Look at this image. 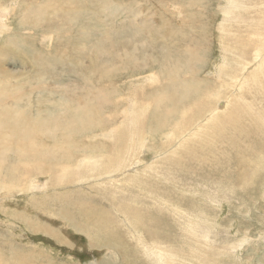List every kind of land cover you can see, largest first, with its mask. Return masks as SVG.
<instances>
[{
    "label": "rangeland",
    "instance_id": "1",
    "mask_svg": "<svg viewBox=\"0 0 264 264\" xmlns=\"http://www.w3.org/2000/svg\"><path fill=\"white\" fill-rule=\"evenodd\" d=\"M193 58L195 78L181 70ZM193 79L203 96L182 104L178 128L151 135L131 124L134 105L147 106L136 108L139 124L157 92ZM1 83L2 120L9 107L56 123L37 138L49 170L12 154L0 164V264H160L146 249L154 243L166 264H264V0H0ZM99 90L114 93L109 104L123 96L117 134L76 137L61 120L86 119ZM130 130L146 148L117 179L97 177ZM89 142L109 153L56 164L66 145ZM12 167L27 172L22 190Z\"/></svg>",
    "mask_w": 264,
    "mask_h": 264
},
{
    "label": "bare ground",
    "instance_id": "2",
    "mask_svg": "<svg viewBox=\"0 0 264 264\" xmlns=\"http://www.w3.org/2000/svg\"><path fill=\"white\" fill-rule=\"evenodd\" d=\"M196 62H197V60H195L193 58V60H190V62H189V64H191V63L193 64L192 65L193 67L191 66V68H189L188 63H187L188 65L186 67L183 66L181 68L183 74L184 75L190 74V77L192 76L194 78L197 77V75H198L197 71L194 70V63H196ZM36 68H37L38 73L43 71V68H40V67H36ZM36 75H37V73H36ZM13 79L17 80L16 78H13ZM156 80H159V79H157V77H156ZM149 82L154 84L153 83L154 79L150 78ZM2 83L0 84L1 87L7 88V89L9 88L6 84H4V86H2ZM169 85H176V84L169 83L163 90H161L159 92L160 94L157 92L158 95L155 98H153L152 100L149 98L150 100H148V103L150 104V106H151V104H155L156 109L152 110V113L146 119H144L145 117L144 118L141 117L142 121H140L139 124L135 123V122H138V121H135V119H137L138 115H140V114H138L139 113L138 109L141 110V108H146L147 106L142 100L141 104H139L138 106L134 105L131 108L133 110V112L130 114V116H132V117H130L131 124L134 123V126H136L137 129L139 128L140 125H142L144 127V130L146 129L151 135L162 132L163 130H166L168 128H172V127H175L173 129L178 128L180 123L177 120V117L181 114L182 104H184L188 98H191L193 102H196V103L200 102L202 99L204 90L201 88V83H197L194 79L191 82H189V81L180 82L178 87L170 88L169 91L172 92L173 94L167 90V87ZM175 91H178L179 95L174 94ZM4 93H6V92H4ZM98 93L102 94V97L97 96V101L95 104H87L85 106H82L83 108H85L89 111V116L86 119H84V120H77V119L71 120V118L65 116L61 120L62 123L69 126V128L75 133L76 137H81L84 134L89 133L90 137H92V139H94V137L96 138L99 136H104L107 133H110V135H112L114 133V131H116L114 133V135L117 134L118 124L114 123L111 114L113 112L119 113L120 108L126 110L125 105L120 104L122 102L121 97H123V96L115 94L116 95V103L109 104L106 102L105 99H106V96H108L110 93L112 94L113 92L99 90ZM150 95L151 94H149V96ZM145 102H146V100H145ZM105 104H108V105H105ZM148 107H149V105H148ZM136 108H138V109H136ZM11 109H18V110L14 111L12 113V115L8 116V111ZM147 109H149V108H147ZM147 109H146V111H148ZM150 109H153V108H150ZM41 113L44 115L45 112H40V113L38 112L37 113L38 119H39V124L37 125L35 122L30 120L25 115V113L22 109L9 108V107L5 108V110L3 111V114H4L3 120L0 118V146H1L0 148H2L0 150V164L5 163L7 161L5 157L9 158V156L12 154L13 156L17 157L18 161L22 165H24L25 168L27 166H31L29 169L33 173H36L38 175L40 173H42L44 170H49L51 168V165H49L53 162V160L51 159V151L49 152L50 154H48V155L45 154L43 151H41L38 147L37 138L38 137L41 138V135L42 136L46 135V132L48 129L47 126L49 125L50 122H51L50 123L51 130H53V124L56 123V118H55V121L52 122V121H49L50 116L45 117V116L41 115ZM183 113H184V110H183L182 114ZM261 114H263V113H261ZM53 117H55V116H53ZM143 119H144V121H143ZM139 120H140V118H139ZM28 121H31V122H28ZM145 133H147V132H145ZM91 134H93V135L91 136ZM142 136H143V134H141L140 130L139 131L130 130L129 135H127V140H129L130 142H129V144H128V142H126L128 144V146L126 147L125 152L123 153V150L119 149L118 148L119 146H117V148H115V149H117V154L116 155L111 154V156H113L114 159L110 162V164L104 165V171H102V172L96 171V173H97L96 176L97 177H103L104 175H108L107 179H112V180L117 179L119 177V175H116V173L122 167H129L133 164V159L136 157L135 149L136 148L137 149H145L146 148V141ZM169 137L173 138L174 133L172 132ZM53 138H54V135L52 132L49 134V137H46L47 140L54 141ZM87 138H85V139H87ZM105 143H107V142H103V143L101 142V143H97V144H90V142H89V144H84V145L76 144L75 147H71V145H66L64 150L66 153L70 154L69 158L66 156L65 153H62V155H58L56 157V159L60 160V161H57L56 164L58 165V164L62 163V166L69 165V162H72L75 159V157L77 156V154H75V153H79V152H86L92 156L97 155L99 153H100V155H107L109 153V151H108L107 145ZM179 146H181L180 142H179ZM45 148H46V145H45ZM89 155H83V156L90 157ZM128 156H131V157H128ZM132 156L134 158H132ZM90 161L101 162L102 159L101 158L90 159ZM132 169H134V168H132ZM12 170H14L13 182H14V184L17 183L12 187V189L16 188V190L17 189L22 190L23 187H22V185L20 186V181L26 180V178L24 179V177H25V174L27 172L24 171L20 167H12ZM133 175H135V174H133ZM84 178L85 177H78L77 182H81V181L85 180ZM0 183H2L4 186H7L6 177H5V175L2 176L1 173H0ZM12 189H11V192L13 193ZM12 193H9V194L12 195ZM14 218H18L19 220H22L25 223L29 222V223H32L33 225L35 224V223H33L32 219H25V217H23L21 215H15ZM75 228L79 229L76 224H75ZM45 230H49L52 233V230H50V229H45ZM138 233L139 232L137 230L134 231V235H137ZM47 235L51 236L52 234H47ZM59 236H60V234H58V237ZM61 241L65 242L63 240H61ZM118 246H119L118 242H115V248H117ZM145 248H146V246H145ZM146 249L152 251L151 253H152V255H154V257L157 258V262H159L160 264H166L164 262L165 256H166V250L162 247V243H154L152 246L147 247ZM13 252H17L16 249H14ZM111 253L113 255L117 254V252L114 250H112ZM31 255H32V253H31ZM108 264H113V263H112V261L108 260ZM206 264H208V263L206 262Z\"/></svg>",
    "mask_w": 264,
    "mask_h": 264
}]
</instances>
